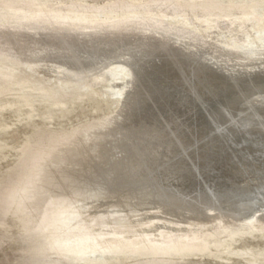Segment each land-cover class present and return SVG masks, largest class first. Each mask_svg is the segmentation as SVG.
Instances as JSON below:
<instances>
[{"label":"bare ground","instance_id":"6f19581e","mask_svg":"<svg viewBox=\"0 0 264 264\" xmlns=\"http://www.w3.org/2000/svg\"><path fill=\"white\" fill-rule=\"evenodd\" d=\"M262 39L264 0H0V110L31 117L39 97L50 119L66 86L110 97L119 73L130 87L120 117L24 139L0 174L22 264L264 260V247L234 245L264 235ZM46 61L60 70L55 85L38 75Z\"/></svg>","mask_w":264,"mask_h":264},{"label":"rangeland","instance_id":"374dc122","mask_svg":"<svg viewBox=\"0 0 264 264\" xmlns=\"http://www.w3.org/2000/svg\"><path fill=\"white\" fill-rule=\"evenodd\" d=\"M67 1H69V0H67ZM106 1H108V0H88V2H93V3H97V4H102V3H105ZM222 37L223 36H221V37L219 36V38H222ZM187 39L188 38H180L179 40L181 43L184 42V44H188V43L193 44V42L191 40H188L189 42H186L185 40H187ZM246 43H249V41H247ZM259 44H262L261 47L264 48V39H262L258 43V45ZM256 45L257 44H255V46ZM8 61H10V60H8ZM107 62H108L107 60L98 61L97 62V68L94 71L99 70ZM3 64H5V63H2V65ZM7 64H9V63H6V65ZM42 64H43V68H41L40 71H38V75L41 76L42 78H44V79H42L43 83H45V84L49 83L48 85L57 84L59 82V81H57V79H58V76H60V70L55 68V66H54L55 64H53V62H51V61H46V62H43ZM8 66H10V64ZM115 69L117 71V68H115ZM14 70H18V69H14ZM21 70L25 73H29V70L24 68V67H22ZM113 71L114 70H111V73H113ZM116 74H117L116 76L118 77V78L116 77L117 79L115 82V84H117L116 88H115L116 91L110 97L105 96V95L98 96V94L96 92L93 93V91L95 89L96 90L98 89V86L94 85V87L87 86L85 89H83L84 91L82 90V93H81L83 97L80 99V94L75 95L74 93H72L73 87L66 86V90H67L68 94H70L69 92H71V94L64 99L65 103L62 107H57V109H52V112H54L55 114L53 116H51L50 119L45 118V116L42 114L44 111H46V108H44L46 103H45V101H43L39 97H34V99L31 100L33 105H34V109L37 107V110L32 112L31 117L25 115V113L29 109L26 106H22L19 108L20 109L19 114H21L19 116H17V114L13 111L12 108L7 107L5 109H1L0 110V112H1L0 113V119H1L0 122L2 121L1 122L2 124H7V127L0 131V138L3 139L2 141L4 143H6L8 146L5 147L0 152V174L3 171L8 170L9 167L14 164V162L17 158V152H18L19 146L22 144L24 139L29 138V139L33 140L35 138H38V136H40V138L44 139L45 136L49 132H51L53 134H56L57 132H69L70 130H72L76 126L83 125L84 123H87L89 121H97L100 119L102 120V118L104 119V118H106V116L108 117V115L112 116L114 113L116 114L117 117L118 116L120 117L122 114L120 113V110L117 111V109L114 108L115 103L118 99H120V101L123 100L122 96L124 95V92L127 91L130 87L129 86L127 87V85H126L129 81L126 78L124 81L127 83H124V85H120V84H122L120 82V79H122V78L119 77L120 76L119 73H116ZM93 82L96 83L95 81H93ZM123 86H124V88H123ZM79 91H80V88H79ZM6 97L7 98L13 97V93L7 94ZM125 97H127V95ZM125 97H124V99H126ZM59 106H61V105H59ZM59 108H61V109H59ZM122 109H123V107H122ZM116 112L117 113L119 112V115H117ZM111 113H113V114H111ZM197 117L198 116H196V118ZM196 121H197V119L195 120V122ZM32 130H34V131H32ZM112 134L115 135L117 133L115 131ZM92 135H93V137H95V135H97V132H94L93 134H91V136ZM107 135H106V137H107ZM70 139L71 138H69V140ZM95 139H94V141H95ZM62 142H63V144H61V142H59L57 144L55 142H53L56 144L55 147H57L56 150L59 153H62L64 151L63 150L64 141H62ZM93 146L94 145L91 146V150L94 149L95 146L94 147ZM101 206H102V204L98 202V203H95L91 209L92 210L101 209ZM135 214H136L137 218L146 217L148 215L153 214V210L139 209V210L135 211ZM158 214L163 215L165 217L172 218L171 215L166 214V213L161 212V211H159ZM19 217L20 216L17 213H15L14 211H11V210H9L6 213V215H4V216L0 215V264H22L25 261L26 255L23 251L26 247V244L24 243V237L25 236L21 233L19 226H18V223H17V220L19 219ZM251 233L252 234L243 235L239 239V242H236L234 245L235 246H241V247H243V246L249 247L252 250H256L259 247H264V235L259 234V232H255V231H251ZM202 258H200V259L195 258V257L190 258L185 263L186 264H264V260L248 262L246 259L240 258V257H238V258L233 257L227 261L226 260H220L217 258H210V257H205V259H204V257H202ZM183 262L184 261L179 260L177 263L181 264Z\"/></svg>","mask_w":264,"mask_h":264},{"label":"water","instance_id":"95a60500","mask_svg":"<svg viewBox=\"0 0 264 264\" xmlns=\"http://www.w3.org/2000/svg\"><path fill=\"white\" fill-rule=\"evenodd\" d=\"M135 73V72H134ZM135 86H132V89L134 88Z\"/></svg>","mask_w":264,"mask_h":264}]
</instances>
